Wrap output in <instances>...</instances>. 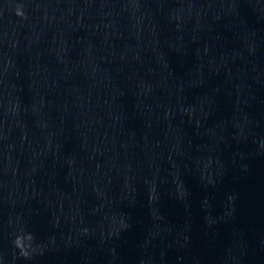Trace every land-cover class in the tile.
Listing matches in <instances>:
<instances>
[{"label": "clouds", "instance_id": "9594fccd", "mask_svg": "<svg viewBox=\"0 0 264 264\" xmlns=\"http://www.w3.org/2000/svg\"><path fill=\"white\" fill-rule=\"evenodd\" d=\"M17 15H22V13L20 12L19 9L17 10ZM26 239L30 241V240L32 239V236H31V235H28V236L26 237ZM23 241H24V238H23V237H18V238L16 239V241H15V244H16V246H17L18 248H21V251H22V254H23V255H27V253L23 251V246H24V245H23Z\"/></svg>", "mask_w": 264, "mask_h": 264}]
</instances>
